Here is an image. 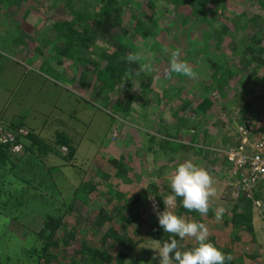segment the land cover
I'll list each match as a JSON object with an SVG mask.
<instances>
[{"label": "trees", "instance_id": "obj_1", "mask_svg": "<svg viewBox=\"0 0 264 264\" xmlns=\"http://www.w3.org/2000/svg\"><path fill=\"white\" fill-rule=\"evenodd\" d=\"M20 1L24 0H0V4L9 7ZM49 1L62 4L60 15L69 16L68 20L57 16L60 24L48 26L49 15L43 12L38 18L42 26L36 28L49 36L54 32V37L59 32L65 36L58 43L60 53L55 59L66 71L62 80L68 81L66 89L61 90H67L71 97L82 94L88 103L87 97H91V108L100 96L108 100L111 93L117 94L111 105L130 121L131 103L144 107L147 101L142 94L153 79L149 74H154L159 64L164 65L165 74L169 69L170 55L162 56L157 34L174 36V51H179L180 59L193 68L196 77L162 75L172 86V98H166L167 93L166 97L161 95L166 102L175 101L169 113L172 121L160 116L149 119L153 120L152 126L139 124L143 147L152 156L160 152L170 159L168 162L176 161L175 158L188 160L193 152L197 155L193 162L208 169L218 181L239 179V172L230 177L231 164L222 150L239 144L238 125L251 127V135L264 131V0ZM250 4L256 8H250L248 14L243 6L248 8ZM145 5L148 12H143ZM31 12L34 13L32 9ZM11 20L19 25L31 23ZM136 36L154 39V54L146 61L128 60L140 50ZM51 38L46 40L55 44ZM179 43L183 45L181 50ZM39 55L43 58V54ZM149 62L150 71L144 68ZM137 74L140 76H133ZM237 101L241 103L239 109L232 110ZM23 118L0 123V264H154L145 257L150 250L134 252V248L148 239L160 245L172 239L171 234L160 229L148 205L149 192L157 196L164 190L174 197L169 180L166 183L156 178L141 188L138 179L128 177L132 170L124 156H106L100 148L93 147L95 150H88L87 170L81 172L86 171L88 179H81V168L71 169L80 181L70 189L66 171L48 161L73 159L81 142H95L91 129L85 128L80 136L75 135L79 137L76 142L74 132L70 133L72 129L64 127L63 122L58 125L56 118L45 121L46 127L51 125L53 130L49 129L50 134L44 137L41 132H27ZM93 120L96 117L88 121L95 125ZM232 124L235 134L226 133L224 127ZM219 135L223 145L213 144L212 139ZM107 137L103 131L97 139L99 144ZM105 164L108 170L103 169ZM161 172L162 166L149 173L155 176ZM121 184L124 189H120ZM263 185L253 189L252 197L230 185V191L221 200L210 198L206 215L183 208L181 198L175 197L174 213L204 224L209 240L231 257L225 264H264V244L256 240L253 223L257 207L252 202L253 198L260 201L259 208L264 211V196L260 193ZM93 198L103 203L90 206ZM219 207L224 208V213L218 221L215 211ZM75 211L80 214L73 215ZM33 215L40 218L35 231L19 233L14 229L21 219L29 220ZM177 240L182 249L195 244L188 237Z\"/></svg>", "mask_w": 264, "mask_h": 264}, {"label": "rangeland", "instance_id": "obj_2", "mask_svg": "<svg viewBox=\"0 0 264 264\" xmlns=\"http://www.w3.org/2000/svg\"><path fill=\"white\" fill-rule=\"evenodd\" d=\"M25 4H28V6L25 7ZM62 7V4H53V2L49 0H24L17 4H12V6L9 7L7 4L0 5V123L4 122L7 124L12 119L17 120L19 117L24 116L23 121L25 126H23V128L27 132L28 130H33L34 133L41 132V136L44 137H48V134H50L49 129H52L51 125L49 126L50 128L46 127L45 121L49 123L53 120L55 121L56 118L59 119L57 120L58 125L63 122L64 127L68 125V127L72 129L70 133L74 132V137L76 139L79 137L75 135L80 136L79 134L85 128L91 129L95 142L90 143L85 140L81 142L78 146L79 153L73 155V159L71 158L65 161L63 158H60L56 161H48L50 165L60 167L64 172L66 171L68 182L70 181L68 183L70 189H73L80 181L77 175L71 173V169L79 171L81 168L79 173L84 169L87 170L88 161L86 160L88 150H97L98 148H100L101 153L106 156L108 155L116 158L124 156L127 163L129 162V166L131 167L130 170H132L128 171V177L138 179L139 187H146L151 181L156 180V178H160L168 183L176 166L182 163L183 160L175 158L176 161L168 162L170 159L159 154L160 152L152 156L153 154L147 151L146 146L144 145L143 147L142 142L144 139L138 131L139 124L153 125V120L149 121V119H158L161 116L169 122L172 121V115L169 116V113L170 108L174 107L175 101L172 102V100H170L166 102L162 100L161 96L163 95L166 97L165 93H167L166 98H172L173 96L171 84H168L167 80L162 77V75L165 74L164 65L159 64L157 67L154 65L153 67H156L154 74H149L153 79L150 80L151 83L148 89L142 94L145 100H147L144 107L138 106L135 102H126L128 106L131 103L133 108L131 114L128 116L131 117L133 121L127 119V116L124 117L120 115L117 112L118 110L115 109L114 106L112 107L111 104L116 100L117 94L111 93V97L108 100H104L105 97L100 96L94 108H91V104H89L91 103V97H87L88 103L84 101L85 97L82 96V94L80 95L77 93L73 94V100L67 90H61V87L64 88L67 86L65 82L68 81H65L66 79L62 80V76L66 71L62 70V66L58 65L55 60L60 53V45L58 43H60V41L62 42L63 38H65L63 32H59L58 36L54 37L56 36L55 32L49 36L44 33V30L39 32V29H36L42 26L38 18L41 17L40 15L43 12L45 15H49V21L47 22L48 26L51 23H59L57 21V16H61L59 19L68 20V15H60L62 13ZM243 7L244 9H248V14L251 9L253 10L256 8L255 4H250L248 8L246 6ZM30 9H32L34 13H30ZM144 9L145 11L143 12H148L146 5ZM151 10H154V8H151ZM229 13L233 12L229 11ZM3 15H7L10 18L6 19ZM11 19L31 23L19 25L16 22L13 23ZM160 34L162 33L157 34L156 40L162 45V56H169L170 51H174V46L177 45L175 42L176 39L172 35L163 37ZM48 37H53L51 39L55 40V44L46 40ZM144 43H146V45H144ZM136 45L140 47L136 55L142 57V61H146L148 57H152L154 54V51L151 49V46H154V39L152 37L143 40L140 36H136ZM181 47H183V45L179 43L178 50H181ZM39 54H43V58L39 57ZM142 69L144 70V68ZM44 72H47V74ZM133 76L139 77L140 74ZM129 79L133 80V78L130 77ZM43 80L45 82L44 84L42 83ZM144 82H146V80ZM133 83L136 86L138 85L136 80L133 81ZM195 88L200 91L198 86H195L194 89ZM164 90H167V92H164ZM137 92L139 91L137 90ZM240 105L241 103L237 101L233 104L231 109L237 111ZM47 115L49 116L48 118ZM91 117H96L97 120H93L96 122L95 125L88 121ZM134 120H138L137 123H135ZM233 126V124L226 125L224 127L226 133L229 131V133L233 132V134H235ZM52 130L51 132H53ZM103 131H105L108 137L107 139L105 138L104 143L99 144L97 139L102 136ZM215 131V129L213 131L211 130L212 133ZM202 137L203 135L201 134L199 139L201 140ZM212 140H214L212 141L213 144L223 145V137H220V135ZM78 141L79 139L76 140V142ZM196 159L197 155L193 152L188 157V160L192 162H195ZM164 165H167V167ZM197 165L201 166L200 164ZM161 166L163 167V172L155 173V176H150L149 172L153 173L155 169ZM107 167L108 166L105 164L103 169L105 170ZM87 174L86 171L81 173V179L85 178L84 180H87ZM213 179L216 195L212 198L216 201L219 199L221 200L224 194L230 191V188H228L229 183L222 185L215 177H213ZM117 180L122 181L120 178ZM112 181L116 180L112 179ZM122 184L120 185V189H124ZM159 193L157 196L151 192L148 193V205L156 219L157 213L163 211L166 206L167 210L174 212L176 205L175 199H173V196L168 192L162 190ZM93 199L91 200L90 206L103 203V201H99L98 203L97 200ZM82 209L83 207L80 208V213ZM77 211H75L73 215L78 214L79 212ZM9 215L12 216L13 214ZM253 223L256 230V240H258L260 245L264 244V211L262 208L257 207L255 209ZM39 225V216L36 217L33 215L29 220L26 218L21 219L19 225L15 226L14 229L19 233H22L21 231L23 230L30 229H34L35 231ZM159 246L160 244L156 240L148 239L136 246L134 252H139L140 249L150 250L151 253L145 254V257L147 256L150 260H153L154 264H159V257L156 250L153 249ZM261 250L264 254V247ZM154 257L156 258L154 259Z\"/></svg>", "mask_w": 264, "mask_h": 264}, {"label": "clouds", "instance_id": "obj_3", "mask_svg": "<svg viewBox=\"0 0 264 264\" xmlns=\"http://www.w3.org/2000/svg\"><path fill=\"white\" fill-rule=\"evenodd\" d=\"M140 59L139 55L128 57L129 61ZM144 68L150 71L151 62L146 63ZM173 73L193 79L196 77L193 68L180 59L179 51L170 53L169 69L165 75L170 77ZM169 185L174 194L173 199L180 197L183 208L204 215L209 212L210 198L216 195V189L208 169L198 166L191 160H185L176 166L169 178ZM223 213V207L217 208L215 218L219 221ZM157 221L164 233L172 235L170 241L153 248L159 257V264H225L226 260H231L230 256L209 240V230L204 224L186 220L167 210V206L157 213ZM185 237L195 241L193 247L182 249L178 245L177 238L183 240Z\"/></svg>", "mask_w": 264, "mask_h": 264}, {"label": "built area", "instance_id": "obj_4", "mask_svg": "<svg viewBox=\"0 0 264 264\" xmlns=\"http://www.w3.org/2000/svg\"><path fill=\"white\" fill-rule=\"evenodd\" d=\"M249 129L244 125H238L239 144L228 147L222 152L231 164L230 177L239 172V179L231 185L244 190L249 197H252L253 189L259 184H264V131L251 135ZM260 192L264 196V185L260 188ZM252 202L254 207L261 205L257 199L253 198Z\"/></svg>", "mask_w": 264, "mask_h": 264}, {"label": "crops", "instance_id": "obj_5", "mask_svg": "<svg viewBox=\"0 0 264 264\" xmlns=\"http://www.w3.org/2000/svg\"><path fill=\"white\" fill-rule=\"evenodd\" d=\"M54 85H55V83H54ZM50 87H51V85H50ZM40 88H41V87H40ZM43 88H44V87H43ZM61 88H63V87H61ZM64 88H66V87H64ZM59 89H60V88H59ZM219 182H220V181H219ZM220 183H222V185H225V183H229L228 185L230 186L232 182H230V181H224V183H223V181H221ZM227 194H228V192L225 193L224 196L227 195ZM255 232H256V230H255Z\"/></svg>", "mask_w": 264, "mask_h": 264}, {"label": "flooded vegetation", "instance_id": "obj_6", "mask_svg": "<svg viewBox=\"0 0 264 264\" xmlns=\"http://www.w3.org/2000/svg\"><path fill=\"white\" fill-rule=\"evenodd\" d=\"M1 5V4H0Z\"/></svg>", "mask_w": 264, "mask_h": 264}]
</instances>
